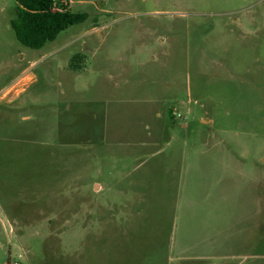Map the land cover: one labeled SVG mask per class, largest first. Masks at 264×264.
<instances>
[{"label":"rangeland","instance_id":"obj_1","mask_svg":"<svg viewBox=\"0 0 264 264\" xmlns=\"http://www.w3.org/2000/svg\"><path fill=\"white\" fill-rule=\"evenodd\" d=\"M68 7L35 50L0 0V264H264V0Z\"/></svg>","mask_w":264,"mask_h":264},{"label":"trees","instance_id":"obj_2","mask_svg":"<svg viewBox=\"0 0 264 264\" xmlns=\"http://www.w3.org/2000/svg\"><path fill=\"white\" fill-rule=\"evenodd\" d=\"M12 28L25 47L41 49L69 27L87 20L86 13H73L62 0H16Z\"/></svg>","mask_w":264,"mask_h":264},{"label":"crops","instance_id":"obj_3","mask_svg":"<svg viewBox=\"0 0 264 264\" xmlns=\"http://www.w3.org/2000/svg\"><path fill=\"white\" fill-rule=\"evenodd\" d=\"M157 116L161 117V113H158ZM202 121H203V123H210L211 122V120L206 121L205 119H203ZM160 129L161 128H158V129L155 128L154 130L152 129L151 141L153 142V145H156V141L159 140L158 138H160V132H161ZM175 141H176L175 137H172L171 140L168 142V145H173V143ZM183 157H184V155H183ZM95 186H97V185H95ZM219 186H221V183L215 182V184L211 185V184L207 183L205 181V179L203 178L200 181L192 182V185H191L192 189L189 188V190L197 189L199 194H200L199 202L197 203V201H196V202H194L196 204H193V205H196V206L198 205V208H197V212L199 214L198 217L201 216L203 218L202 220H204V223H207V219H206L207 208H209L210 213H212V212H214L215 204L220 203V201L223 200V198H221V193L220 192L218 193V191L216 192V188H218ZM100 187L102 188V186H100ZM206 193H207V196H206ZM217 194H220L219 199H217L218 198ZM135 202L136 201L131 202V203H135ZM189 202L190 201H188L187 203H189ZM125 203H129V202L127 201ZM195 211L196 210L190 211L189 214L194 213ZM201 239H202V237H201ZM197 261H206V260L204 259L203 256H199V257H197Z\"/></svg>","mask_w":264,"mask_h":264},{"label":"built area","instance_id":"obj_4","mask_svg":"<svg viewBox=\"0 0 264 264\" xmlns=\"http://www.w3.org/2000/svg\"><path fill=\"white\" fill-rule=\"evenodd\" d=\"M62 2L64 3V5H68L72 3V0H62ZM173 115H175L178 118L183 119V115L176 109H174Z\"/></svg>","mask_w":264,"mask_h":264}]
</instances>
